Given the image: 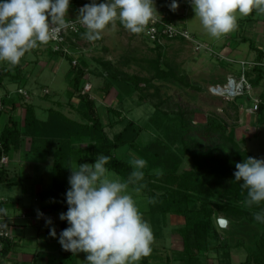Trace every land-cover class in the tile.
<instances>
[{
	"label": "rangeland",
	"instance_id": "rangeland-1",
	"mask_svg": "<svg viewBox=\"0 0 264 264\" xmlns=\"http://www.w3.org/2000/svg\"><path fill=\"white\" fill-rule=\"evenodd\" d=\"M100 2H104V0H97V3ZM89 3L91 0H70L66 18L79 17V10ZM171 3L172 0H154V5L160 14H166L177 24L185 26L204 47L208 44V49L197 50L190 42L180 39H165L160 44H153L139 33H131L117 20L106 26L101 32V39L88 41L84 36L87 32V28L84 26V34L79 37L70 36V39L72 47L81 50L87 62L88 82L91 85L89 97L95 101L97 110L103 118L108 117L111 121L117 119V117L107 114L106 109L110 107L120 112L125 119H132L137 122L142 127V133L138 140L141 145L159 137L180 155L183 153L181 151L184 150L186 155L181 170L184 171L189 168L192 155L202 156L205 153H211L215 163L234 175L236 163L243 162L247 157L264 159V126L259 125L257 115L245 111L251 106L249 98H246L247 93H245L246 96L237 100L226 94H221V89L218 92L221 95H218L212 88L226 86L228 78L238 79L241 67L236 61L251 58L252 53L247 57L248 43L240 41L236 42L238 44L236 45L238 46L236 48L237 53L230 55L229 50H227L229 44L233 45L235 34L241 32L240 27L237 26L228 34L213 37L204 28L200 18L196 16L192 4L188 5L186 0H177L179 7L173 11L169 7ZM253 11V18L257 19L254 21L253 27L259 30L264 26V14ZM243 18L245 16L237 13V24ZM252 29V27L247 29L250 33L245 31L246 36L257 42L258 39H255L251 33ZM216 52L218 53L215 55ZM44 56L45 54L43 55V69L40 75L42 80L33 81L30 79L26 86L31 93V98L34 101L37 99L35 104L37 114L40 117L42 115L45 117L48 107L57 108L55 99H59L64 101L61 102V106L65 105L63 110L67 111L69 116L80 120L79 115L71 110V107L74 110L75 106L72 105L77 104V99L68 100L66 98L67 69L69 68L67 60L63 58L58 65L55 64L56 67L59 66L58 70L55 71L53 63L49 61L52 58L49 56L45 58ZM32 77L35 76L32 75ZM246 79L252 83L254 76H246ZM106 82H109L111 86L107 92H104L102 89ZM42 94L43 98L41 97ZM250 94L258 96L260 103L264 104V77L258 85H253ZM181 112H183L184 119L191 129L189 133L185 132L183 139L179 135V114ZM120 119L118 117L117 121ZM210 120L221 124L225 128V134L217 140L215 139L216 141L212 145H207L201 141H205L207 137L193 131H200V128L207 125ZM120 126L121 124H117L112 128L107 127L106 130L112 136L113 132L120 129ZM243 151L248 155H243ZM126 154L137 166L136 162L140 161L137 155L131 150H128ZM12 156L11 159H14L15 155ZM20 156L16 157L20 158ZM17 168L14 172H18L21 180L24 178L22 183L31 190L51 185V170L48 166L24 162L18 164ZM107 175L110 179L119 180L118 176L110 170ZM128 191L133 195L143 219L150 224L147 198L135 188L129 187ZM0 196L7 198L8 196L22 197L21 187L0 185ZM31 198L32 202H35V197ZM214 201L229 206L233 205V201L215 199ZM226 216L235 224H240L241 218L231 210L227 212L214 211L215 224L217 218H226ZM162 222L165 223L160 233L162 237H155L152 244L156 245L157 242L163 240L162 238L173 237L170 235V226L178 225L171 215L155 223L160 224ZM177 237V242L173 245L174 250L168 248L173 251L169 258L174 256L175 260L179 259L182 250V240L180 236ZM232 237L233 241H246L242 233L232 234ZM227 239L230 240V235L219 229V237L215 243L216 248H219L223 253L220 256L224 258H227L228 254L223 252L222 246ZM179 247L181 249L176 250ZM158 250L159 254L163 255L164 252ZM210 256L215 257L214 253H210L206 256L207 259ZM244 256L245 252H239L238 257H233L232 264H239ZM73 264L86 263L80 261L79 257L78 259L75 257ZM207 264L209 263L207 262ZM210 264L219 263L212 262Z\"/></svg>",
	"mask_w": 264,
	"mask_h": 264
},
{
	"label": "trees",
	"instance_id": "trees-1",
	"mask_svg": "<svg viewBox=\"0 0 264 264\" xmlns=\"http://www.w3.org/2000/svg\"><path fill=\"white\" fill-rule=\"evenodd\" d=\"M253 13L254 11L237 24L241 30L237 34L239 36L237 41L247 42L249 48L255 50L258 55L259 61H250L254 63L251 67L249 66L250 70L248 71L249 67L244 70L245 77L254 76V82L248 81L252 89L253 85H258L264 77L263 63L260 62L262 51L255 47L253 40L244 35L245 26L257 21L256 18H253ZM74 18L67 17L66 19ZM84 33L82 27L75 36L79 37ZM71 43L70 37L67 38L70 55L53 52L50 44L40 45L45 47L50 58L61 57L67 60L69 68L66 98L68 100L77 99V104L72 106H75L74 110L80 120L66 116L59 109L60 102H56L57 108L51 107L46 111L45 118L37 116L32 104L20 102L24 110L22 120L18 121L9 117L0 133V158L2 155L11 156L14 152L19 151L26 141L29 143L28 148L23 150L26 156L32 157V159L40 157L42 160H50L51 186L49 189L39 188L36 192L37 199L43 202V211L48 212L47 215L55 214L57 211H60V214L66 212L68 209L66 192L70 187L68 183L71 175L70 167L83 163L93 164L96 157L102 154L111 157L110 162L106 165L108 170L114 172L119 180L127 182L129 187L135 188L147 198V212L153 232L160 231L164 223L156 224L155 222L166 219L169 215L183 219L182 226L175 230L182 240V250L179 259L176 260L178 264H207L206 256L210 253H214L219 264H230L231 250L239 247H242L246 252V259L241 264H264V223L254 218L257 212L264 209V202L251 207L245 204L247 190L241 188L242 182L235 181L233 174L215 163L211 153H205L202 156L192 155L189 168L183 171L181 168L186 155L184 150L180 155L159 137L141 145L138 140L142 133V127L132 119H125L120 112L113 108H107L106 112L117 119L111 121L108 117L103 118L97 110L95 101L89 97L88 93L83 92V85L88 81L89 75L87 62L83 57V52L74 49ZM206 45L208 46V44ZM74 59L75 65L72 64ZM24 63V59H21L20 63L16 65L10 63L1 65V89H3L2 82L5 76L19 80ZM16 83L24 86V81H16ZM110 86V83L106 82L102 90L107 92ZM19 88L21 87L16 88L15 93L17 96L23 97L17 92ZM8 96V93H3V109L0 113L4 112L7 106L13 108L16 105L15 102L8 100ZM242 96H246L245 93L232 99L239 100ZM246 98H249L248 95ZM71 108L73 109V107ZM263 110L264 104L260 103L255 113H249L257 115L259 125L262 126H264ZM179 116V135L183 139L185 132L189 133L191 129L184 119L183 112ZM118 117L121 118L120 121H117ZM117 124H121L120 129L110 136L106 128H112ZM193 132L199 135L203 134L207 139L201 141L212 145L214 141L225 134V128L210 120L207 125L200 128V131ZM128 150L145 162L142 168L138 165L135 166L134 161L129 159L126 154ZM242 153L243 155L247 154L244 151ZM133 172H142L143 179L137 181L132 175ZM20 180V176L11 175L6 166L0 167L1 185L15 186L19 184ZM214 199L233 201V205L229 206L214 201ZM229 210L240 217L241 221L237 225L227 216L225 218L229 221L230 228L222 231L230 235V240L227 239L222 246L223 252L228 254V257L224 258L220 256L223 254L220 249L216 248L215 241L219 237V227L217 219L215 224L213 214L214 211L227 212ZM68 226L67 221L59 220L56 229L57 235L59 236V233ZM241 233L245 236L246 241H233L232 234ZM9 242L3 243L0 260L5 256ZM75 257V253L65 251L61 245H58V264H73ZM143 259L145 257L141 258L140 264H144Z\"/></svg>",
	"mask_w": 264,
	"mask_h": 264
},
{
	"label": "clouds",
	"instance_id": "clouds-1",
	"mask_svg": "<svg viewBox=\"0 0 264 264\" xmlns=\"http://www.w3.org/2000/svg\"><path fill=\"white\" fill-rule=\"evenodd\" d=\"M191 4L213 37L235 30L237 13L247 16L255 10L264 14V0H191ZM69 7L70 0H0V61L19 64L38 42L47 44L58 38L69 26ZM169 7L175 11L177 0ZM155 13L154 0H91L79 10V22L87 28L85 38L96 41L116 18L124 28L138 34ZM110 159L101 154L94 164L70 167L68 209L59 215L69 226L59 233L58 242L65 251L87 253L86 264H135L151 254L154 235L128 191L129 184L108 177ZM136 163L142 168L145 162ZM235 168V181L242 182L241 188L247 190L244 203L251 207L264 202V159L247 157ZM132 175L137 181L143 179L142 172ZM254 218L264 223V209ZM52 223L46 220V224ZM50 235L57 237L55 227L50 228Z\"/></svg>",
	"mask_w": 264,
	"mask_h": 264
},
{
	"label": "crops",
	"instance_id": "crops-1",
	"mask_svg": "<svg viewBox=\"0 0 264 264\" xmlns=\"http://www.w3.org/2000/svg\"><path fill=\"white\" fill-rule=\"evenodd\" d=\"M180 22L181 19H179ZM253 24L255 22L253 21L252 24L249 23L245 26V31L249 32V28L252 29V34L254 35L255 39H258L257 42L256 40H253L255 42V47L257 49H260L262 51V58L260 62L264 63V26L261 27V29L256 30L255 27H253ZM244 31V35L246 37V32ZM237 40H239V36L235 34V38L233 40V45L229 44V48L232 45V47L227 50H229L230 55L233 53H237L238 51L236 48L238 44H236ZM225 47V46H224ZM225 50V48H224ZM248 55L252 53L251 58H244L240 59L237 61H259L258 60V55L255 50H252L248 46ZM45 54V58L48 55V53L45 50L44 46H41L40 50L32 49L30 50L24 58V66L22 69V73L18 79H14V77H9L5 76L3 79V93H8L9 96L7 97L9 101L15 102V107L11 108L10 106H7L5 111L0 113V133L4 127V125L7 123L9 117H12L13 119H16L18 121H21L23 118L24 110L22 106L20 105V102H27L32 104L35 107L36 100L34 101L31 96H30V91L26 88L27 86V81H30V79H33V81H38L39 79L42 80V77L40 76L42 74V65H43V55ZM63 58L61 57H54L52 59H49L50 62L53 63L54 65V70L57 71L59 66H55V64L58 65V63L61 62ZM7 65V64H5ZM33 66V68H31ZM38 66V67H37ZM7 68H10L9 66H6ZM30 67V68H29ZM68 72V69H67ZM34 75L35 77H32ZM233 78V77H232ZM68 79V75H67ZM16 81H24V86L22 85H17ZM37 83V82H36ZM38 84V83H37ZM21 87L24 89L28 97L24 99L21 96H17L15 93L16 88ZM67 91V88H66ZM56 95V94H55ZM54 95V96H55ZM43 98V94L41 96ZM38 98V97H37ZM55 102H64L59 99H55ZM61 103V104H62ZM56 104V103H55ZM10 105V104H9ZM65 105H62L59 109L68 117L75 119L67 114V111L63 110ZM57 107V106H56ZM51 108V107H50ZM54 108V107H53ZM49 109V107H48ZM76 114L77 112L73 109ZM35 111L37 114V108L35 107ZM69 111V110H68ZM37 116H39L37 114ZM46 116V115H45ZM40 117V116H39ZM40 118H45L43 115ZM29 146V143L25 141L24 145L21 146L19 151L14 152L13 154L15 155L14 159H11L13 154L11 156L7 155L8 162L5 165L7 167L8 172L13 175V172L16 171L18 168V164H23L24 162L26 163H32V164H43L44 166H48L49 169L51 170V163L49 159H43L42 158H34L31 159L28 156H26L23 152V150L27 149ZM21 155V156H20ZM20 156V158L16 157ZM24 159V160H23ZM12 161V162H11ZM14 175L19 176L18 172H14ZM52 178V177H51ZM23 179L20 180L18 185L15 186H20L21 187V196L22 197H5V196H0V209H3V211H0V217H2L7 223L8 227L10 228L11 235H12V240L8 243V250L5 253V256L0 260V264H58L57 263V250H58V245L60 243L58 242L59 236L57 237H52L50 235V228L55 227V229L58 228V223H59V215L60 211H57L55 214L46 212L45 210L43 211L42 208V201L37 199L36 197V192L39 188H33L32 190L25 184H23ZM22 181V182H21ZM52 181V179H51ZM1 185V184H0ZM3 186V185H2ZM51 186V185H50ZM50 186L45 187L43 189H49ZM35 197V202H32L31 197ZM27 198V199H26ZM21 207V208H20ZM19 209L21 210L19 212ZM38 213H43L44 215L42 218H39ZM52 216V218L50 217ZM173 219L176 220L178 225H171V231L170 235H173V237L168 236L165 238H162L163 240L161 242H157V244H152V252L149 256L145 257L143 259L144 264H178V262L175 260V257L173 256L172 258H169L170 254L173 253L172 250H174V246L176 241V238H178L176 229L183 224V219L181 217L177 216H172ZM51 219L52 224L48 225L46 224V220ZM165 225V223L162 224ZM151 226V225H150ZM152 231L153 227L151 226ZM161 229L158 232H153L154 238L155 237H160L161 236ZM162 237V236H161ZM160 237V238H161ZM160 247V248H158ZM172 250H170V249ZM163 251V255L159 254V250ZM181 248L179 247L176 250H180ZM245 252V250L241 247L239 248H234L232 249V252L230 254V264L233 262V257H238L239 252ZM86 256L87 253L80 252L76 254V257L80 259L83 263H86ZM212 256V255H211ZM209 257L207 259V262L210 264L212 262H218L217 259L213 257ZM246 259V252L244 259L240 261L239 264L244 262ZM79 261V260H78ZM141 260L137 262V264H140Z\"/></svg>",
	"mask_w": 264,
	"mask_h": 264
},
{
	"label": "built area",
	"instance_id": "built-area-1",
	"mask_svg": "<svg viewBox=\"0 0 264 264\" xmlns=\"http://www.w3.org/2000/svg\"><path fill=\"white\" fill-rule=\"evenodd\" d=\"M188 5H191V0H186ZM156 8V7H155ZM157 10V8H156ZM115 20L120 21L119 18H116ZM68 21V27L65 28L61 33L59 34L58 38L51 40L49 43L51 45L53 52H62L67 55H70L71 52L69 51V48L67 47V38L70 36L76 35L79 33V31L84 27L79 22V17L74 19H69ZM142 37H144L147 41L153 43V44H160L165 39H183L184 41L190 42L194 45L195 49H201V48H207L208 46L205 45L204 47L197 39L194 37L192 33L188 31V29L181 25L177 24L173 19L168 17L166 14H160L157 10V13L154 14L153 18L149 21V23L145 26L144 31L139 33ZM42 45L38 42V47L34 49L41 48ZM25 56L22 58L24 59ZM237 64L241 67V74L238 79L235 78H228L227 85L224 87H213L212 90L218 94L219 90L222 88H225V90L221 94H226L228 96H231V98L237 97L238 95H242L244 93H247L250 105L248 108L245 109L248 113H255L258 110V106L260 104V99L256 95H251L252 86L246 79L244 75V70L252 66L254 63L247 62V61H236ZM2 64H8L6 61H0V68ZM72 64L75 65L76 61L75 59L72 61ZM264 66V63H263ZM91 90V85L89 82H85L83 85V92L88 93ZM17 92L21 94L25 99L28 97L27 92L19 88L17 89ZM218 94V95H221ZM3 109V91L0 88V111ZM8 162L7 156L2 155L0 158V167L5 166ZM42 217V216H39ZM52 218V216L50 215ZM12 240V235L10 228L8 227L7 223H5L4 219L0 217V251L3 247V243H6L7 241Z\"/></svg>",
	"mask_w": 264,
	"mask_h": 264
},
{
	"label": "water",
	"instance_id": "water-1",
	"mask_svg": "<svg viewBox=\"0 0 264 264\" xmlns=\"http://www.w3.org/2000/svg\"><path fill=\"white\" fill-rule=\"evenodd\" d=\"M226 221V223H221V221ZM217 224L219 229L221 230H229L230 226H229V221L225 218H217Z\"/></svg>",
	"mask_w": 264,
	"mask_h": 264
},
{
	"label": "bare ground",
	"instance_id": "bare-ground-1",
	"mask_svg": "<svg viewBox=\"0 0 264 264\" xmlns=\"http://www.w3.org/2000/svg\"><path fill=\"white\" fill-rule=\"evenodd\" d=\"M224 90H225V88L221 89V90H220V91H221V93H222Z\"/></svg>",
	"mask_w": 264,
	"mask_h": 264
}]
</instances>
